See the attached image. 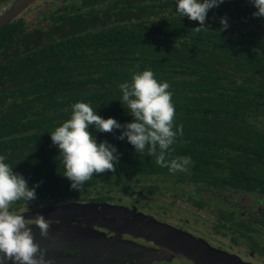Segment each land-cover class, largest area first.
<instances>
[{
  "label": "trees",
  "instance_id": "trees-1",
  "mask_svg": "<svg viewBox=\"0 0 264 264\" xmlns=\"http://www.w3.org/2000/svg\"><path fill=\"white\" fill-rule=\"evenodd\" d=\"M175 2L153 1L144 17L130 10L129 24L113 32H83L75 13L57 10L49 24L29 31L20 18L0 28V156L30 189L39 184L36 194L76 197L100 183L109 189L129 177L162 174L240 187L249 186L250 172H264L261 164L251 168L264 162V17L253 18L250 0H225L208 12L209 29L197 32L199 23L177 14ZM225 16L229 27L221 32ZM144 70L170 85L174 131L182 125L183 134L166 159L188 158L187 171L160 167L147 148L138 153L127 138L117 139L119 130L90 128L97 143L117 149L119 162L115 172L94 173L79 192L70 190L49 134L77 102L104 119L132 122L119 86Z\"/></svg>",
  "mask_w": 264,
  "mask_h": 264
},
{
  "label": "flooded vegetation",
  "instance_id": "flooded-vegetation-1",
  "mask_svg": "<svg viewBox=\"0 0 264 264\" xmlns=\"http://www.w3.org/2000/svg\"><path fill=\"white\" fill-rule=\"evenodd\" d=\"M18 1L0 0V16ZM60 1L61 5L52 12L75 13L74 19L81 25L79 29L89 33L102 29L113 32L115 28L129 24L130 10L134 16L144 17L143 8H152L153 1L163 4V0ZM93 17L97 18L95 23H92ZM257 164L264 166V162L255 161L251 168L255 169ZM249 175L252 176L249 186L240 187H211L188 177L177 180L168 174L129 177L122 183L112 184L109 189L100 183L88 194L69 197V202L13 204L10 211L23 215L26 220L40 215L52 222L47 238L41 237L38 227L30 226L34 242L41 249H47L45 264H201L167 246L169 242L182 243L188 239L199 243L201 249L216 250L214 252L220 256L222 264H264V172H250ZM135 178L156 180L164 185L171 183L161 190L172 194L180 192L185 200L197 199L198 202L189 206L193 209L191 213L177 209L187 216L181 217L168 203L154 201L151 197L142 198L124 186ZM175 184L185 188H176ZM116 188L132 197L115 200ZM208 205L219 207L216 218L222 222L221 228H231L236 232L228 243H224L223 233L214 231L218 236L210 234L205 217L197 215V212H207ZM64 206L67 207L63 209ZM57 207L62 209L52 211ZM223 209L228 211L224 213ZM168 212H173L177 220L169 218ZM204 215L211 217L209 213ZM0 264L12 262L0 260Z\"/></svg>",
  "mask_w": 264,
  "mask_h": 264
},
{
  "label": "clouds",
  "instance_id": "clouds-1",
  "mask_svg": "<svg viewBox=\"0 0 264 264\" xmlns=\"http://www.w3.org/2000/svg\"><path fill=\"white\" fill-rule=\"evenodd\" d=\"M225 0H176V13L187 17L190 21L199 23L193 29L200 31L209 29L205 22L208 12ZM256 9L253 18L264 17V0H250ZM221 28L229 27L227 17L220 19ZM167 82L160 83L151 70L135 72L131 82L120 84L121 103L129 109L133 121L120 124L113 118L104 119L88 103L77 102L72 105L70 119L55 128L49 135L52 144L59 150L58 159L63 166V176L70 184V190L80 191L93 174L115 172L120 154L117 149L103 141L97 143L89 131L94 128L97 133H113L119 130V140L127 138L138 153H144L146 148L149 156L156 157L160 167H166L170 172L187 171L188 158L166 159V153L174 143L179 132L183 134L180 125L174 131L175 107L172 103V93ZM159 148V155H157ZM29 188L25 178L14 172L5 163V157L0 156V260L11 261L12 264H45L44 256L47 249H41L34 242L31 225L40 230L41 237L47 238L51 221L43 216L26 220L23 215L10 211L17 201H31L36 198L35 188ZM50 264V262H48Z\"/></svg>",
  "mask_w": 264,
  "mask_h": 264
},
{
  "label": "rangeland",
  "instance_id": "rangeland-1",
  "mask_svg": "<svg viewBox=\"0 0 264 264\" xmlns=\"http://www.w3.org/2000/svg\"><path fill=\"white\" fill-rule=\"evenodd\" d=\"M60 5H61L60 0H36L26 10H24L18 16H16L14 20L18 18L23 20V23L25 25L24 26L25 31H29L34 28L49 24L51 22L50 15L53 13L52 10L59 7ZM170 185L172 184L169 183L167 185H164V184L158 183L156 180H144V179L141 180V179L135 178L134 180L132 179L131 182H127V184H125L124 186L132 189L133 193L137 195H141L142 198L151 197V199L154 201L160 200L164 202L165 204L168 203V205L173 206V212H177V215L181 217H187L183 213L178 212L177 209H181L183 211H187L191 213L193 212V209L189 208V206H191V204L193 203H197L198 202L197 199L192 200V199L187 198L185 200V197H183L182 196L183 194H181L180 192H175L176 194H172L166 190H161L163 188H167V186L169 187ZM174 187L185 188L184 185L179 186L176 184ZM189 188H192V186H189ZM101 189L102 188H99V190ZM116 189L117 190L114 192L115 200H119V198L130 199V197H132V196H127L124 190H120L118 188ZM142 198H140L139 200H141ZM69 199H70L69 197L62 198V197H53L50 195H44V196H36V198L31 201H27V202L21 201V202H17L14 204L28 205V204L45 203V204L51 205V204H55V202H69L68 201ZM165 208H168V207H165ZM206 209L208 210L207 212H202V211L201 213L197 212L198 213L197 215L198 216L201 215L205 217L204 222L208 223V229L210 230V234L218 236L216 235V233L217 234L223 233L222 239L224 243H228L229 239H234V237L236 236V232L234 230L232 231L231 228H225V227L221 228L222 222L216 218V215L219 213V207H217V205H208L206 206ZM223 211L224 213H226L228 210L223 209ZM173 212H168L170 214L167 215L166 213V215L172 220L174 219L177 220V218L173 215ZM204 213L205 214L209 213L211 217L205 216ZM214 231H216L215 234H214ZM214 251L216 250H213V252Z\"/></svg>",
  "mask_w": 264,
  "mask_h": 264
},
{
  "label": "water",
  "instance_id": "water-1",
  "mask_svg": "<svg viewBox=\"0 0 264 264\" xmlns=\"http://www.w3.org/2000/svg\"><path fill=\"white\" fill-rule=\"evenodd\" d=\"M35 0H19L12 6L9 10L4 12L0 16V28L11 22L16 16H18L27 6L32 4ZM67 206H64L65 209ZM62 207H57L52 209V211L59 212ZM194 240H185L182 243H171L169 242L167 246L169 249H172L175 252H178L188 258H191L197 263L201 264H222L220 260V256L213 252V250L209 249L204 250L198 245L199 243L193 242ZM221 261V262H220Z\"/></svg>",
  "mask_w": 264,
  "mask_h": 264
}]
</instances>
